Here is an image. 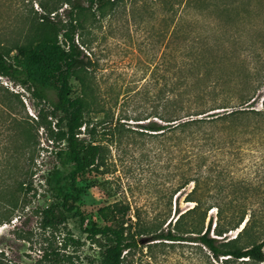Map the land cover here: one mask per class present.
I'll use <instances>...</instances> for the list:
<instances>
[{"label": "rangeland", "instance_id": "374dc122", "mask_svg": "<svg viewBox=\"0 0 264 264\" xmlns=\"http://www.w3.org/2000/svg\"><path fill=\"white\" fill-rule=\"evenodd\" d=\"M39 1L0 0V40L24 33L43 13ZM161 1L119 0L104 17L94 18L90 13L81 17L84 29L77 33L76 41L93 62L92 76L104 101L103 113L90 115V122L97 125L96 138L104 143L100 144L105 150L100 170H106H88L77 178V186L84 187L78 203L83 226L76 216L69 215L64 227L40 228L36 211L55 202L45 189V178L57 162L42 150L33 161L31 156L34 144L40 148L49 144L36 117L48 114L50 102L32 98L19 84L0 76V115L7 122L12 118L21 121L25 129L20 134L9 131L7 123L0 124V173L6 162L14 163L15 176L21 179L25 174L28 186L20 192L12 187L3 193L19 201L11 222L0 225V252L8 264L95 263L100 249L84 228L93 224L118 227L120 223L136 229L164 228L169 220L173 223L196 205L186 201L193 188L192 197L200 210L207 209L204 225L209 216L215 217L217 204L264 210V114L248 112L235 120L206 123L208 132L224 131L222 144L214 145L195 144L190 137L180 141L183 133L178 130L153 136L136 125L146 122L136 119L147 115L164 124L153 116L162 112L164 98L172 96L169 90L180 91L176 88L179 83L190 90L219 83L214 92H205L203 108L211 98L220 100L228 95L225 107L195 118L236 109L238 93L248 87L249 79L259 80L262 87L256 100L245 108L260 110L264 97V0H168L173 5L169 12L163 10ZM184 1L207 5V9L197 14L183 5ZM62 9L65 5L58 12ZM71 86L70 96L75 97L78 84L71 81ZM49 100H55L53 92ZM121 117L127 118L123 134L111 143L108 127ZM60 186L66 185L61 182ZM115 205L117 209L112 208ZM195 216L184 217L182 228L187 229ZM68 231L78 244L68 242ZM152 242L141 236L128 264H192L188 243L149 252L147 244Z\"/></svg>", "mask_w": 264, "mask_h": 264}, {"label": "trees", "instance_id": "16d2710c", "mask_svg": "<svg viewBox=\"0 0 264 264\" xmlns=\"http://www.w3.org/2000/svg\"><path fill=\"white\" fill-rule=\"evenodd\" d=\"M118 1L42 0L38 5L43 13L30 22L24 33L0 40V76L19 84L32 98L50 102L48 114L43 116L38 113L36 117L37 127L45 131V139L49 144L45 148H40L38 143L34 144V156H31L33 161L42 150L52 154L57 162L50 176L45 178V189L51 193L55 202H50L45 208L36 211L42 230L64 227L69 215L76 216L83 226L84 219L78 203L84 187L77 186V178L88 170L103 171L100 167L105 162V150L100 144L104 143L96 138L97 125L90 122V115L103 113L104 101L92 76L93 62L81 48L82 45L76 41V36L84 29L81 17L88 13L94 18L104 17L113 11ZM182 3L201 15L207 9V5L188 1ZM61 5H65V9L60 13L58 10ZM161 5L164 11H172L173 5L168 0H162ZM71 81L79 87V94L75 97L70 96ZM245 85H248L246 89L238 90L236 109L229 112H211L206 117L195 118L193 116L225 107L223 105H226L228 95L220 100L211 98L210 104L203 108L207 102L204 99L205 92H214L219 83L213 82L202 89L192 90L179 83L176 88L180 91L169 90L172 96L164 98L162 112L153 116L164 124L151 120V115H147L136 119L147 120L146 122L136 125L141 132L153 136L178 130L183 133L180 141L190 137L196 140L195 144H222L221 133L224 131L211 129L212 132H208L204 129L206 123L235 120L240 114L248 112L264 114V97L260 102V110L245 108L256 100L255 95L262 84L259 80L249 79ZM51 92L55 95L54 101L49 100ZM14 96L17 97V94ZM0 117L3 119L0 124L7 123L9 131L18 130L20 134L25 132L21 121L12 118L7 122L2 115ZM47 117H50L49 121H46ZM125 121L127 118L121 117L113 125H109L111 143L116 142L123 134L121 129ZM14 171L15 164L6 162L0 173V225L10 223L19 208L17 198L13 195L5 196L6 191L14 187L15 192H20L28 187L26 175L22 174V178L17 179ZM105 172L106 170L102 173ZM61 182L66 186H60ZM186 183L187 180L182 185ZM194 190L193 188L186 195V201L195 202L196 205L179 214L173 223L169 220L164 228L150 230L142 226L136 229L125 227L123 223L118 227H98L93 224L84 228L92 243L100 249L97 260L92 264H128V257L140 244L141 236L150 237L154 241L147 244L149 252L160 246L173 247L188 243L186 245L191 248L189 257L192 264H264V210L247 211L241 206L217 204L215 217L209 216L204 225L207 209L200 210L198 201L192 197ZM112 208L117 209V206ZM186 216L195 218L184 229L181 221ZM232 231L235 234L228 236ZM66 239L78 244L69 231ZM150 255L154 256L153 253ZM0 264H8L1 252Z\"/></svg>", "mask_w": 264, "mask_h": 264}, {"label": "water", "instance_id": "95a60500", "mask_svg": "<svg viewBox=\"0 0 264 264\" xmlns=\"http://www.w3.org/2000/svg\"><path fill=\"white\" fill-rule=\"evenodd\" d=\"M242 227V226H241Z\"/></svg>", "mask_w": 264, "mask_h": 264}]
</instances>
